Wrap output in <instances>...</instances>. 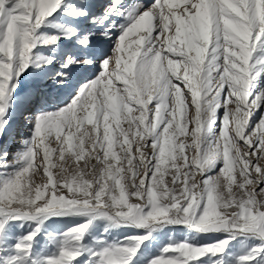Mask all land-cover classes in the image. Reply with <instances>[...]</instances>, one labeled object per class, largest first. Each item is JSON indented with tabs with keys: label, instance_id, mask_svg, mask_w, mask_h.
<instances>
[{
	"label": "snow or ice",
	"instance_id": "6c2138e0",
	"mask_svg": "<svg viewBox=\"0 0 264 264\" xmlns=\"http://www.w3.org/2000/svg\"><path fill=\"white\" fill-rule=\"evenodd\" d=\"M0 264H264V0H0Z\"/></svg>",
	"mask_w": 264,
	"mask_h": 264
},
{
	"label": "bare ground",
	"instance_id": "6f19581e",
	"mask_svg": "<svg viewBox=\"0 0 264 264\" xmlns=\"http://www.w3.org/2000/svg\"><path fill=\"white\" fill-rule=\"evenodd\" d=\"M24 132H26V130H23ZM23 138V136H21V135H18V137H17V139L19 140V139H22Z\"/></svg>",
	"mask_w": 264,
	"mask_h": 264
},
{
	"label": "rangeland",
	"instance_id": "374dc122",
	"mask_svg": "<svg viewBox=\"0 0 264 264\" xmlns=\"http://www.w3.org/2000/svg\"><path fill=\"white\" fill-rule=\"evenodd\" d=\"M177 6H179V5H177ZM36 180H37V182H39V177H36ZM177 238L179 239V238H182V237L178 236Z\"/></svg>",
	"mask_w": 264,
	"mask_h": 264
}]
</instances>
